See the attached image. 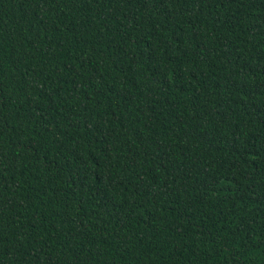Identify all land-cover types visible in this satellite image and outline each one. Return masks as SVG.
Wrapping results in <instances>:
<instances>
[{
  "label": "trees",
  "instance_id": "obj_1",
  "mask_svg": "<svg viewBox=\"0 0 264 264\" xmlns=\"http://www.w3.org/2000/svg\"><path fill=\"white\" fill-rule=\"evenodd\" d=\"M0 264H264V0H0Z\"/></svg>",
  "mask_w": 264,
  "mask_h": 264
}]
</instances>
